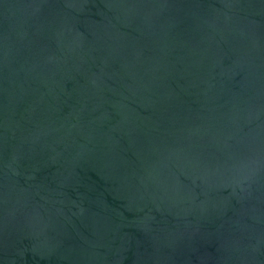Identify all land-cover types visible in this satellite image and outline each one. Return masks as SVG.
<instances>
[{
	"label": "water",
	"instance_id": "obj_1",
	"mask_svg": "<svg viewBox=\"0 0 264 264\" xmlns=\"http://www.w3.org/2000/svg\"><path fill=\"white\" fill-rule=\"evenodd\" d=\"M0 264H264V0H0Z\"/></svg>",
	"mask_w": 264,
	"mask_h": 264
}]
</instances>
